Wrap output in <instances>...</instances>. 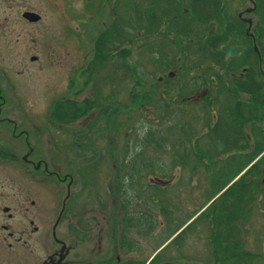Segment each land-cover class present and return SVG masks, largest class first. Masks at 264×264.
<instances>
[{"label":"trees","instance_id":"1","mask_svg":"<svg viewBox=\"0 0 264 264\" xmlns=\"http://www.w3.org/2000/svg\"><path fill=\"white\" fill-rule=\"evenodd\" d=\"M245 1L254 9L250 14L251 37L246 35L247 25L233 12L234 0H229L231 7L227 0H120L110 8V21L97 34L93 58L84 71L87 83H95L97 76L102 80L109 78L111 91L105 95L102 85L93 99L56 101L49 112L60 126L73 124L96 108H101L102 114H125V122L120 119L115 127L131 128L128 136L132 135L134 151L127 163L126 159L123 161L126 172L119 191L121 224L135 227L136 233H142L143 228L154 232L156 218L139 210L144 203L148 212L165 219L167 231L171 229L169 225L175 227V233L201 211L171 243L177 245L182 233L203 218L210 231L212 255L220 256L217 259L222 264H251L261 257L241 250L244 247L237 228L252 206L264 207V154L222 193L264 152V76L259 70V64L264 66V0ZM127 2V8L119 13V7ZM160 42L163 44L155 47L157 53L152 59L160 66L156 71L164 75L163 80H158L156 71L147 79L145 65L130 62L133 51L138 50L141 55L150 46L155 50L151 43ZM196 95L199 97L192 101ZM145 112L150 120L146 114L142 118ZM138 120L147 121L140 124L142 138H135L136 125L131 123ZM90 127L94 129V124ZM96 137L97 132H77L66 150L80 160L84 150L95 151L87 146ZM249 148L243 167L226 181L217 183L222 168L210 176V169L218 163L224 167L227 158L246 153ZM167 157L169 168L189 173L203 168L209 181L212 179L208 190L212 196L179 227L168 223L166 210L159 206L164 195L157 185L146 186L145 200L134 194L142 186L140 178L147 179L150 173H167ZM137 173L142 176L136 177ZM158 260L159 255L151 264Z\"/></svg>","mask_w":264,"mask_h":264},{"label":"rangeland","instance_id":"2","mask_svg":"<svg viewBox=\"0 0 264 264\" xmlns=\"http://www.w3.org/2000/svg\"><path fill=\"white\" fill-rule=\"evenodd\" d=\"M111 1L102 0L100 5L88 6L85 18L80 20L75 16L81 11V0H7L3 2L0 6V68L6 73L8 97H20L23 110L29 116L32 114L38 119L39 158L44 160L51 158L54 166L60 167L61 157H58L55 151H51L47 145L50 137H53L61 147L70 145L69 142L74 140V134L78 131L80 133L97 132L96 144L98 147H102V150L97 152L98 156L94 163L96 164L95 174L90 171L91 177L96 181L94 180L95 183L88 186L91 187L88 192L99 193L113 190V193L116 194L117 190L120 191V181L123 178V173L126 172L123 161L126 159L127 163L134 151L133 139H130L132 135L128 136L131 128L123 126L117 129L115 127L120 119H122L120 121L126 119L125 114L121 116L113 111L111 114L109 112L102 114L101 108H96L91 112H86L78 121L67 126L52 125L47 122V115L56 101L93 99L99 94L102 85H104L102 91L105 92V95L111 91L109 78L102 80L101 76H97L95 83H87V75L83 73L93 58V44L97 34L108 24L112 16ZM227 1L230 4L229 0ZM118 2L120 3V0ZM128 2L119 7V13L127 8ZM87 4L93 3L87 0ZM232 6H234L233 12L236 15L251 7L245 0H234ZM27 9L39 14L41 21L37 24H26L21 21L20 12ZM243 17L253 19L250 14H245ZM161 44L163 43L160 42L157 45L151 43L155 50H152L150 46L147 52L143 50L141 55H138L140 51H133L130 62L144 64L146 73H149L147 79H150L151 73L153 74L160 68L153 62L152 57L157 53L155 47ZM262 44L264 45L263 39ZM33 57H36V60L31 61ZM262 71L264 73V66ZM158 76V80L162 81L164 75L158 73ZM198 97L199 95H196L191 100L194 101ZM145 114L150 120L151 116L147 112L143 113L142 118ZM131 118L138 119L134 115H131ZM146 122V120L131 122L136 125L135 138L143 137V128H140V124ZM90 124H94V129L90 127ZM262 128L264 132V126ZM246 134L249 141H252L251 134L248 131ZM249 151L250 148L246 150V153L227 158L224 167H222V163H218L213 169H210V176L222 168V174L217 177V183L226 181L243 167ZM168 159L169 157L166 158L167 173L162 175L161 173L153 175L150 173L149 177L144 179L145 181L140 178L142 186L137 187L134 194L145 200L146 191L148 192L146 186L148 184L157 185L162 189L164 195L158 202L159 206L166 210L169 217L168 223L179 227L191 216H194L212 196L213 192L209 193L208 191L209 184L211 188L212 179L210 178L209 181L208 174L203 168H199L196 173L182 171L176 167L169 168ZM60 169L62 171L69 170V173L74 174V167H64L63 169L60 167ZM138 176H142V174L137 173L136 177ZM112 177H117V180L112 181ZM91 181L88 179L87 183ZM77 182L79 184V181ZM79 189L78 185L75 190L79 191ZM22 190L37 191L39 207L50 210L55 207L53 199L58 194L61 197L65 194V185L57 182L49 184L39 178L37 187L30 181L24 180ZM6 191H9V188H6ZM88 198L91 199L94 196H88ZM161 199L165 200L162 202ZM87 203L94 206L93 200H88ZM143 204L141 203L139 210L155 217L157 227L154 232L149 233L148 237L144 238L141 235V238L137 239L141 241V245L147 244L148 239L151 260L159 255V260L154 264L171 261L174 264H222L221 260L217 259L220 256H213L212 248L209 247L210 231L206 220L200 218L193 225L191 224L182 233L177 245L171 242L167 244L170 239L185 229L187 223L175 233L173 232L175 227L173 229L172 225L168 226L171 229L167 231L165 219L155 212H148L147 205ZM252 207L247 218L237 228L239 239L244 247L241 250L261 256L251 264H264V207L263 205ZM115 209L113 207V218H115ZM58 211L59 206H56L55 211L52 212L54 217ZM163 245L166 246L162 249ZM145 247L148 248V245ZM236 263L238 264L239 261Z\"/></svg>","mask_w":264,"mask_h":264},{"label":"flooded vegetation","instance_id":"3","mask_svg":"<svg viewBox=\"0 0 264 264\" xmlns=\"http://www.w3.org/2000/svg\"><path fill=\"white\" fill-rule=\"evenodd\" d=\"M6 1L0 0V6ZM81 1V11L75 16L79 20L85 18L88 6L102 2ZM117 4L118 0H112L111 8ZM25 13H37L22 10L20 20L26 24L41 21L37 14L40 21L30 23L23 18ZM259 70L264 76L261 66ZM6 79L5 71L0 68V264H151L148 239L143 245L137 239L141 235L146 238L149 233L144 228L142 234L136 233L135 227L125 228L120 222L118 190L116 194L113 190L88 192L91 188L88 186L96 181L90 171L95 174L97 152L102 150L96 144L97 137L87 146L95 151L84 150L80 160L66 150L71 144L60 147L53 137L48 140V147L62 159L60 167H74V174L55 167L51 158L40 159L38 119L23 110L20 97H8ZM49 114L47 122L55 125ZM39 178L49 184L65 185V194L53 199L55 207L50 210L39 207L37 191L22 190L24 180L37 187ZM88 179L92 181L87 183ZM116 180L117 177H112V181ZM78 185L80 189L76 191ZM88 200H93L94 206ZM56 206L59 211L54 217Z\"/></svg>","mask_w":264,"mask_h":264},{"label":"water","instance_id":"4","mask_svg":"<svg viewBox=\"0 0 264 264\" xmlns=\"http://www.w3.org/2000/svg\"><path fill=\"white\" fill-rule=\"evenodd\" d=\"M252 10H253V9L250 8V9H247L245 12H243V13H239V14H238V18H239L240 20H242L244 23H246L247 26H248V28H247V35H248V36H251V34L249 33V31H250V28H251V26H252V21H251L250 19H244L242 16H243L244 13H251ZM23 18H24L25 20H27L28 22H30V23H36V22L40 21V16L37 15V14H34V13H25V14L23 15ZM254 51L257 52V49H256L255 46H254ZM34 60H35L34 58L31 59V61H34ZM226 189H227V188H226ZM223 192H224V191H223ZM223 192H222V193H223Z\"/></svg>","mask_w":264,"mask_h":264}]
</instances>
